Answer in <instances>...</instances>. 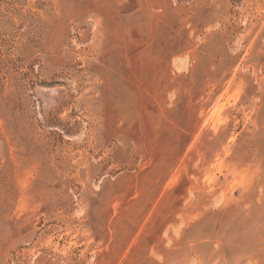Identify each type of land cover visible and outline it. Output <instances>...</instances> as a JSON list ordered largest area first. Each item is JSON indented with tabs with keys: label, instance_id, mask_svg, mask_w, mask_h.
Returning <instances> with one entry per match:
<instances>
[{
	"label": "rangeland",
	"instance_id": "rangeland-1",
	"mask_svg": "<svg viewBox=\"0 0 264 264\" xmlns=\"http://www.w3.org/2000/svg\"><path fill=\"white\" fill-rule=\"evenodd\" d=\"M0 264H264V0H0Z\"/></svg>",
	"mask_w": 264,
	"mask_h": 264
}]
</instances>
